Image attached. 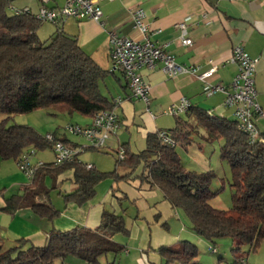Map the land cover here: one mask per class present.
<instances>
[{
  "label": "trees",
  "instance_id": "obj_1",
  "mask_svg": "<svg viewBox=\"0 0 264 264\" xmlns=\"http://www.w3.org/2000/svg\"><path fill=\"white\" fill-rule=\"evenodd\" d=\"M11 0H0V157L18 160L31 147L52 148V142L29 124H7L14 114L28 113L38 108L67 106L69 112L93 116L104 109H112L113 102L103 93L100 82L108 71L103 69L79 45L75 36L59 29L50 39L38 35L41 21L33 13L20 15L8 10ZM197 120L210 135L223 139L221 159L231 169V189L234 214L213 206L210 199L217 193L212 182L214 170L189 169L176 145L164 144L158 132L148 135L147 147L139 153L126 154L117 164L127 165L131 175L144 164L142 181L160 188L166 200L185 211L192 230L199 236L214 241L232 237L239 250L243 244L255 247L264 237V142L251 143L236 119L196 111ZM177 143L188 140L186 132H171ZM65 143L72 145L68 140ZM74 146V145H72ZM73 169L77 189L64 194L66 201L84 203L96 194L100 181L117 176V171L88 169L76 159L61 165L46 162L32 181L42 172ZM39 192L29 189L26 196L13 195L7 199L6 209L14 212L21 200L30 203L42 217L53 219L59 210L36 201ZM128 232L124 217L104 210L100 225L95 228L75 227L70 230H51L46 245L37 246L22 238L8 248L0 246V264H65L68 255H75L88 263H98L102 255H118L125 246L115 235ZM159 253L163 264H200L196 261V244L181 239L175 244L161 245ZM237 263H244V259Z\"/></svg>",
  "mask_w": 264,
  "mask_h": 264
},
{
  "label": "crops",
  "instance_id": "obj_2",
  "mask_svg": "<svg viewBox=\"0 0 264 264\" xmlns=\"http://www.w3.org/2000/svg\"><path fill=\"white\" fill-rule=\"evenodd\" d=\"M98 1L104 11V26L91 19L68 17L63 21L53 23L56 27L50 37L56 34L59 29L75 36L81 48L108 71L105 79L101 81L102 85L100 82V86L103 93L113 102L112 110L119 117L120 127L116 132L110 134L105 149L118 153L119 148L123 147L126 154L139 153L147 147L149 134L156 133L160 129H166L170 133L172 131L177 133L181 130V132H186L188 137V140L180 139L177 143V145L181 144L187 152L188 160L185 165L189 169L198 171L215 170L218 166L217 158L213 161L211 155L207 156L201 151L203 150L202 145L197 144L192 138L189 119L193 115L197 119V110L206 111L214 116L235 119L233 110L224 106L225 95L222 92L208 95L204 92L203 82L195 75L169 76L159 64L155 69L147 67L140 69L142 76L151 85V99L147 106L144 101L132 95L123 72L112 70L114 60L110 53L109 31L115 30L122 36L137 40L143 39V34L134 25L130 10L134 7L144 8L147 11L151 28L161 29V32L151 35V38L166 50L174 53L179 63L201 64L204 67L217 66V71L211 79L215 84H229L232 81L237 72V66L230 62V58L234 47L242 45L252 56L259 58L255 72V86L259 105L264 111V0ZM11 3L19 8L28 7L35 13L42 5L61 7L65 0H11ZM180 22L187 23L188 35L193 40L192 45L182 43L181 30L177 26ZM182 96L190 98L193 107L179 116H171L166 112L168 106ZM90 118L89 124L92 123L93 116ZM256 122L264 138V117L257 116ZM53 134L56 138L68 140L78 148H93L90 144L87 146L79 144L56 132ZM203 138L210 139L207 135ZM51 151L52 159L45 162L54 161L52 148ZM217 155L220 156V148ZM78 159L83 162L79 155ZM83 163L93 164L88 161ZM123 166L126 171L124 175L132 171L129 166ZM94 167L96 168L95 165ZM138 169L140 170L138 176H140L144 172V164H141L134 173ZM51 175L57 176V184L63 194L77 189L73 169L67 168L50 173L42 172L36 178L35 183L30 184L26 182L16 160L0 157V246L8 248L17 244L22 238L34 245L43 246L47 244L53 229L62 231L75 227L95 229L100 225L104 210H109L108 203L113 202L115 196L113 186L103 194H98L97 185V194L90 200L81 204L75 201H66L64 207H61L48 199L49 191L41 185L42 180ZM140 181L143 184L144 181L141 177ZM29 189L39 192L36 197L37 202L51 205L60 211L59 215L53 219L42 217L32 209L30 203L24 202V200H21L19 208L14 212L6 209L9 197L13 195L26 196ZM138 193L145 198H156L160 195L162 199L161 202L155 203L160 205L154 207L146 199L142 201L143 203L137 201L140 208L137 223L146 232L151 222V214L162 217L170 214L171 211L166 202L168 200L160 188L155 189V187L149 186V189H141ZM144 208L148 210L144 211ZM142 240L140 243L141 253L137 254L136 261L139 264H152L144 248L149 241L146 233ZM6 244L11 245L7 247ZM124 246V250L131 255V251L126 248V245ZM107 255H109L108 263L112 257L117 256L113 253Z\"/></svg>",
  "mask_w": 264,
  "mask_h": 264
},
{
  "label": "rangeland",
  "instance_id": "obj_3",
  "mask_svg": "<svg viewBox=\"0 0 264 264\" xmlns=\"http://www.w3.org/2000/svg\"><path fill=\"white\" fill-rule=\"evenodd\" d=\"M54 27H56V25L53 24V22L41 21V25L38 29L40 38L42 40L50 39L51 33L55 31ZM6 118L7 115L0 114V121ZM89 120H91L90 116H86L79 112L69 113L67 106L56 105L49 108H38L28 113L14 114L8 118L7 124H29L36 128L42 135H46L48 132H56L58 135H64L71 141H77L79 144L87 146L90 144L88 140L81 135L69 132L66 126L68 124L87 126L89 125ZM189 120L192 138L197 144L202 145L203 150L201 151L207 156L211 155L213 161L217 158L218 166L214 170L217 176L213 180L211 187L212 190L217 193L210 199V203L215 207L225 209L228 214H234L232 210V189L230 186V165L217 155L224 140L210 135L207 129L198 123L194 115L190 116ZM205 135H207V137L209 136L210 139L205 140V138H203ZM107 140L105 145L100 149L90 147L83 148L79 157L83 162H92L98 170L106 172L116 170L117 173L120 174L119 177L109 176L100 181L97 190L99 191L98 194H103L113 186L115 196L113 202L108 203V209L117 214H121L124 217L125 225L128 229L127 233L121 232L115 235L114 239L126 245V248L131 251V255H129L130 253H127L126 250H123L116 257H112L110 263L107 262V258L109 259V255L107 254L102 255L98 263H88L75 255H68L65 259V264H139V262L136 261V256L141 253L142 247L140 243L143 241L142 239L145 233L147 237H149V241L148 245L144 248L152 264H163V259L159 253L160 245L173 244L181 239H187L197 245L199 254L196 261L200 264H242L237 263V260L241 262L242 259H244L243 264H264V237L261 238L256 247L251 244H243L239 250L235 251L234 249L237 247V243L232 237H219L212 241L199 236L192 230L190 219L185 211L181 208L172 206L168 201L166 202L171 213L163 215L162 217L151 214L150 229L148 228L146 232L141 229L137 223L140 209L137 201L143 203L142 201L146 199L150 205L154 207L155 205H160L155 203L161 202L162 199L160 195L156 198H145L138 193L141 189H149V185L146 182L141 184L140 177L142 175L138 176L140 173L139 169L135 173L133 172L129 175L130 178L128 176L121 177L126 171L123 169L124 166L122 164H120V166L117 164L119 154L115 151L105 149L108 143ZM176 149L183 162L186 164L188 160L187 152L183 149L181 144H178ZM51 152V148L49 147L44 149L37 148L34 160L42 159L44 161H49L53 156ZM24 176L26 182L32 184L25 174ZM41 185L46 187L49 191L48 199L52 203L64 207L66 199L64 194L60 192V186L57 184L56 175H51L49 178L45 177ZM156 188L157 187H155V189ZM143 210L145 211L148 209L144 208ZM9 245L11 244H6L7 247ZM56 264H60L59 261H56Z\"/></svg>",
  "mask_w": 264,
  "mask_h": 264
},
{
  "label": "built area",
  "instance_id": "obj_4",
  "mask_svg": "<svg viewBox=\"0 0 264 264\" xmlns=\"http://www.w3.org/2000/svg\"><path fill=\"white\" fill-rule=\"evenodd\" d=\"M8 10L15 15L33 13L40 21L59 22L68 17L87 18L104 26V11L98 0H65L61 7H48L42 5L37 12L30 8H19L12 3ZM131 16L135 27L143 34V39L137 40L122 36L115 30L109 31L110 53L114 60L112 70H121L127 80L128 86L134 97L150 104V83L142 76L140 69L147 67L155 69L159 64L169 76L179 74L195 75L203 82L204 92L208 95L222 92L225 95L224 106L233 110L234 118L242 132H244L251 143L264 142L263 135L257 125V116L264 117V111L258 102V92L255 86V72L259 61L258 57L252 56L242 45H236L233 49L230 62L236 64L237 72L229 84L213 83L212 77L217 71V66L204 67L201 64L185 65L176 60L174 53L166 50L151 38L158 34L161 29H152L148 20L147 11L141 7L131 8ZM181 30L182 43L192 45L193 40L188 35L187 23L177 24ZM193 107L190 98L182 96L172 102L166 112L173 116H179ZM148 109V108H147ZM67 130L73 134L81 135L89 141L93 148H101L111 133L120 127L117 113L112 109H104L93 115L92 123L87 126L68 124ZM158 136L164 144L177 145L171 133L166 129L158 130ZM45 138L52 142L55 165H61L78 159L82 147L78 148L56 138L53 133H47ZM37 153L35 147L24 152L16 161L20 170L32 182L39 169L45 166L42 159L34 160ZM119 159L126 157L123 147L118 150ZM86 168H95L91 163H85Z\"/></svg>",
  "mask_w": 264,
  "mask_h": 264
}]
</instances>
